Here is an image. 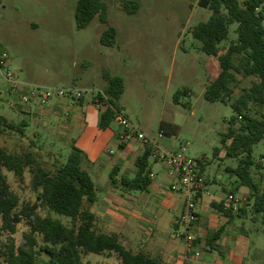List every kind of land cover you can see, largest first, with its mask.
I'll return each mask as SVG.
<instances>
[{
    "label": "rangeland",
    "instance_id": "rangeland-1",
    "mask_svg": "<svg viewBox=\"0 0 264 264\" xmlns=\"http://www.w3.org/2000/svg\"><path fill=\"white\" fill-rule=\"evenodd\" d=\"M78 1L0 0V50L10 55L11 68L19 72L22 80L54 87L103 90L105 73L124 78L125 93L118 108L124 105L131 121L144 125L147 135L158 139L164 148L186 147L189 158L202 159L213 179L218 171L224 174L225 179L219 184H226L229 180L226 168L237 166L238 160L226 156L222 136L229 132L230 126L240 128L242 119L235 117L231 104L255 84L256 77L238 74L228 103H211L205 99L208 63L210 60L216 63L217 57L210 59L201 51V43L192 37V30L207 22L213 12L199 7L198 0H136L138 12L128 14L124 9L126 0H106L109 25L116 30L115 46L106 47L101 43V36L108 26L98 17L86 29H77ZM245 1L239 0L241 5ZM237 28L238 24L231 25L229 40L221 45V50L237 40ZM235 62L238 63L237 58ZM0 90L10 92L1 75ZM179 92L186 93L177 103L175 96ZM7 97L0 99V114L12 115L19 125L20 118L8 107ZM249 109L252 116L264 118V105L252 103ZM233 118L236 119L232 123ZM162 122L175 125L177 133L158 138ZM24 131L25 136H21L18 132L0 130V148L18 155L31 153L52 173L67 161L71 154L70 144L63 143L64 140L58 139L49 129L33 126ZM253 156L257 164L252 171L253 177L264 192V140L254 146ZM2 172L19 197V209L38 204L30 169L26 170L22 181L4 168ZM92 177L99 183L95 175ZM103 178L110 182L107 175ZM38 205V214L45 216L47 208L44 204ZM245 207L253 210L252 202L246 201ZM252 216L260 221L254 224L249 220L246 229L256 238L259 235L255 229L263 224L259 214L249 215ZM52 217L69 224L67 218L54 214ZM29 232L28 222L24 220L18 224L16 234L3 231L0 217V249L12 240L17 245L23 244L24 235ZM38 240L44 244L41 236ZM83 259L91 264H122L116 253L109 257L84 255Z\"/></svg>",
    "mask_w": 264,
    "mask_h": 264
},
{
    "label": "trees",
    "instance_id": "trees-1",
    "mask_svg": "<svg viewBox=\"0 0 264 264\" xmlns=\"http://www.w3.org/2000/svg\"><path fill=\"white\" fill-rule=\"evenodd\" d=\"M201 8L209 9L213 16L192 30V37L201 43V51L209 57H217L222 69L219 77L206 87L204 97L211 103H228L232 98L237 75L255 76L258 83L235 100L231 106L241 118L240 128L230 126L229 132L222 136V144L229 159L238 160L236 168L227 171L237 177L239 187L250 191L249 203L252 202L254 213L261 216L264 225V192L253 177V168L257 165L253 156L254 146L264 140V118L259 119L250 114L249 105H264V0H246L243 5L239 0H198ZM124 9L128 14L139 10L136 0H126ZM226 11L224 13L223 11ZM98 17L107 29L101 36V43L106 47L116 44V30L109 25L108 5L106 0H79L75 12L76 27L84 30ZM238 24L237 40L226 48V53L220 55L221 45L229 40L230 27ZM238 59V63L235 62ZM106 86L103 89L108 100H102L103 109L100 128H109L115 119L113 109H118V102L125 93L124 81L121 77L104 74ZM186 92H179L175 101ZM236 118H233V123ZM5 126L12 131H23L14 124L0 119V127ZM165 130L166 125L161 124ZM123 146V145H122ZM219 151V150H217ZM150 150L147 149L136 163L137 172L133 179L123 178L122 186L129 191L148 189L151 180L147 171ZM89 162L85 154L73 148L67 161L52 173L40 165L31 153L22 155L10 153L0 148V217L2 230L12 235L17 232V226L23 220L28 222L30 232L24 235V243L17 245L11 241L0 249V260L5 264H38L42 254L48 256L44 264H85L82 254L116 253L122 264H162V262L144 253L133 254L125 249L117 236L100 235L96 231V218L86 204L97 200L96 185L87 167ZM13 173L22 181L27 169L32 174V187L37 193V201L44 204L49 215L42 218L37 214L39 205H24L19 209V198L11 190L7 177L2 169ZM112 183H116V174L111 175ZM215 208L231 216L232 211L223 205ZM242 211V210H241ZM55 216L67 218L69 224H64ZM217 232L209 242L218 238ZM43 237L40 245L37 236Z\"/></svg>",
    "mask_w": 264,
    "mask_h": 264
},
{
    "label": "crops",
    "instance_id": "crops-1",
    "mask_svg": "<svg viewBox=\"0 0 264 264\" xmlns=\"http://www.w3.org/2000/svg\"><path fill=\"white\" fill-rule=\"evenodd\" d=\"M225 53L226 49H223L220 55ZM207 69L209 81L206 87L222 72L218 58L216 63L210 60ZM122 79L125 85V79ZM258 81L256 77L255 83ZM101 107L88 97L80 102L70 100L54 102L48 107L11 109L16 112L15 116L20 118L19 125L15 124L12 115L1 113L0 119L14 124L17 130L20 128L23 134L15 130L13 132H18L21 136H25V128L41 126L46 130L49 129L58 139L64 140L63 143L70 144L71 152L75 147L85 154L90 164L87 169L99 182L94 181L97 200L93 204L85 205V208L96 218V231L100 235L117 236L125 249L133 254L144 253L159 259L162 264H264V225L255 229L259 235L256 238H253L246 229L249 220L254 224L260 221L255 218L256 216L249 217L250 214H255L254 211L244 207L240 213L232 211L231 216H226L215 208V205L224 206L230 194L248 201L249 189L239 187L237 177L227 171L228 168L237 166L226 168L225 173L229 180L224 185L219 184L225 179L224 174L218 171L216 178L213 179L207 171V164L203 166L202 171L207 178L208 193L201 197L195 228L196 242L194 248L187 252L180 235L179 220L184 210V198L178 191L180 184L178 176L169 174L163 164L149 156L147 171L151 183L148 189L126 190L121 180L135 178L137 160L148 148L137 140H132L123 146L119 144L120 129L115 122L109 128L101 129L100 119L103 112ZM119 109L124 113L125 110L127 111L122 104L119 105ZM125 115L131 121L127 112ZM164 124L166 129L162 130L160 125L159 135L177 133L175 125ZM137 126L148 134L144 125ZM0 130L12 131L5 126H1ZM109 151H113V154H109ZM219 158L221 159L220 155ZM113 173L116 174L115 184L111 180ZM104 175L109 177L110 182L104 180ZM214 187L217 189L215 190ZM48 215L49 211L41 217L45 218ZM219 231L218 238L210 243L209 240ZM113 254L108 252L100 255L82 254V260L85 264H91L89 260L84 261V255L109 257ZM39 259L40 264H44L48 256L42 254ZM0 264L5 263L0 260Z\"/></svg>",
    "mask_w": 264,
    "mask_h": 264
},
{
    "label": "built area",
    "instance_id": "built-area-1",
    "mask_svg": "<svg viewBox=\"0 0 264 264\" xmlns=\"http://www.w3.org/2000/svg\"><path fill=\"white\" fill-rule=\"evenodd\" d=\"M0 75L8 84V91H10L6 93L0 90V99H4L5 95L8 96L9 98L5 99L10 109L48 107L54 102L66 100L80 102L88 97L100 106L102 100H108L104 90L99 88L43 86L22 80L19 72L11 68L10 55L2 49L0 50ZM113 110L115 112L114 122L120 129L119 144L125 145L132 140L141 142L150 150V158L163 164L169 174L178 176L180 182L178 191L184 198V210L179 220L180 235L187 252L191 251L197 238L195 228L198 222V206L201 197L208 193L207 178L202 171L204 161L189 158L186 147L177 150L164 148L159 144L158 139L151 138L133 124L123 110L119 108ZM161 137L162 134L158 138ZM109 154H113V151H109ZM245 205L244 198L230 194L224 207L234 213H240Z\"/></svg>",
    "mask_w": 264,
    "mask_h": 264
}]
</instances>
